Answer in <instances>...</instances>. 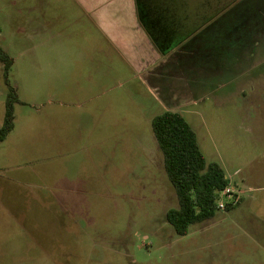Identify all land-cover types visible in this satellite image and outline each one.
<instances>
[{
	"label": "rangeland",
	"instance_id": "obj_1",
	"mask_svg": "<svg viewBox=\"0 0 264 264\" xmlns=\"http://www.w3.org/2000/svg\"><path fill=\"white\" fill-rule=\"evenodd\" d=\"M0 45L13 61L0 60V127L11 86L20 98L0 143V264H264V64L165 105L239 198L180 235L152 125L166 108L76 1L0 0Z\"/></svg>",
	"mask_w": 264,
	"mask_h": 264
},
{
	"label": "crops",
	"instance_id": "obj_2",
	"mask_svg": "<svg viewBox=\"0 0 264 264\" xmlns=\"http://www.w3.org/2000/svg\"><path fill=\"white\" fill-rule=\"evenodd\" d=\"M75 1L102 35L160 95L159 103L166 110L170 96H179L177 90L180 93L182 90L181 102L186 104L192 98L197 99L203 86L215 82L222 74L228 73L231 79H236L264 64V45L261 44L264 34L251 31L252 20L264 22L261 17L264 0L237 3H233L235 0H207L191 8L183 0H151L154 20L164 27L166 43L168 48L170 46L167 54L158 50L142 24L137 0ZM224 8L226 10L219 13ZM219 23L223 29L221 34L216 29ZM241 25H246L248 32L238 34ZM226 26L233 27L236 34L227 35ZM254 39L258 41L256 46L251 44Z\"/></svg>",
	"mask_w": 264,
	"mask_h": 264
},
{
	"label": "trees",
	"instance_id": "obj_3",
	"mask_svg": "<svg viewBox=\"0 0 264 264\" xmlns=\"http://www.w3.org/2000/svg\"><path fill=\"white\" fill-rule=\"evenodd\" d=\"M137 7L142 24L152 36L156 47L167 54L170 46L168 48L166 43L164 27L154 20L151 0H137ZM225 10L221 9L219 13ZM0 60L7 69L13 62L1 45ZM19 101L16 88L11 86L4 122L0 127V143L14 128V105ZM152 125L164 153L165 169L176 187L180 203L178 208L167 211V218L178 234L185 235L193 224L213 218L220 210L218 200L221 192L229 187L230 178L220 163L208 161L196 130L182 112L165 110L153 118ZM231 208L228 204V209Z\"/></svg>",
	"mask_w": 264,
	"mask_h": 264
},
{
	"label": "built area",
	"instance_id": "obj_4",
	"mask_svg": "<svg viewBox=\"0 0 264 264\" xmlns=\"http://www.w3.org/2000/svg\"><path fill=\"white\" fill-rule=\"evenodd\" d=\"M238 201L239 198H236L231 189L227 187L221 192V196L218 200V206L220 210H225L228 204H237Z\"/></svg>",
	"mask_w": 264,
	"mask_h": 264
}]
</instances>
